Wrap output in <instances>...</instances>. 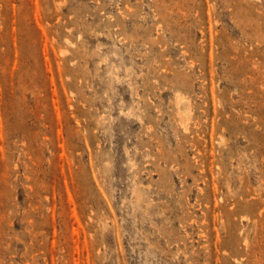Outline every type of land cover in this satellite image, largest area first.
<instances>
[{"label":"rangeland","instance_id":"374dc122","mask_svg":"<svg viewBox=\"0 0 264 264\" xmlns=\"http://www.w3.org/2000/svg\"><path fill=\"white\" fill-rule=\"evenodd\" d=\"M0 264H264V0H0Z\"/></svg>","mask_w":264,"mask_h":264}]
</instances>
